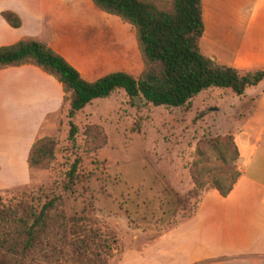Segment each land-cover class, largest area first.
Listing matches in <instances>:
<instances>
[{"label": "rangeland", "instance_id": "374dc122", "mask_svg": "<svg viewBox=\"0 0 264 264\" xmlns=\"http://www.w3.org/2000/svg\"><path fill=\"white\" fill-rule=\"evenodd\" d=\"M251 1L202 0V17L211 41L215 42L217 35L232 23L237 24L234 32H238V23L247 16ZM259 5L264 10V0ZM239 8L237 19L235 13ZM49 9L52 13L49 11L44 18L41 39L60 45L64 58L84 80L93 81L116 71L132 77L140 73L142 65L128 25L95 10L86 0H53ZM260 21L264 26V17ZM218 57L222 61L227 59L224 55ZM207 92L199 101H190L188 107L180 109L152 107L138 101L132 106L123 91L117 90L106 99L92 100L75 113L72 123L77 134L73 144L66 140L67 107L60 105L51 118L52 125L38 136L57 140L55 159L48 170H25L11 152L9 171L4 150L10 140L23 139L26 134L22 128L1 126L0 150L5 157L0 155V202L35 193L39 188H53L62 198L66 216H88L115 234L116 251L107 264H248L251 258L247 255L253 254L251 249L255 248V235L248 226V221L254 223L253 218H230L215 234L210 229L203 233L202 210L196 217L186 219L203 192L212 190L206 186L196 200L187 196L192 188L187 166L194 144L220 136V119L231 111L222 103L225 96L216 101L217 98H211L215 91ZM260 92L264 93L263 81L248 87L246 96ZM91 124L102 128L106 143L96 153L85 154L81 149V132ZM238 126L251 137L260 132V146H264V106L259 102L246 110ZM258 153L264 155V150ZM75 159L79 160L76 179L71 189L65 191L61 189L64 172ZM248 199L256 204L260 195L254 192ZM220 232L229 241L219 240ZM232 249L233 256H244L230 259Z\"/></svg>", "mask_w": 264, "mask_h": 264}, {"label": "trees", "instance_id": "16d2710c", "mask_svg": "<svg viewBox=\"0 0 264 264\" xmlns=\"http://www.w3.org/2000/svg\"><path fill=\"white\" fill-rule=\"evenodd\" d=\"M86 1L133 30L142 65L136 77L116 71L86 81L41 41L20 39L0 47V69L30 65L60 86L61 107H67L69 143L73 144L77 134L72 123L75 113L92 100L106 99L117 90L123 91L132 106L138 101L152 107L182 109L204 90L226 89L240 96L246 88L264 81V71L240 73L201 54L200 0ZM0 18L9 28L20 26L19 18L10 11H1ZM81 138L85 154L96 153L106 143L102 128L95 124L86 125ZM56 145L53 137L35 139L25 159L28 169H50ZM236 159L237 149L230 135L198 140L187 166L192 185L187 196L196 200L208 186L224 198L239 176ZM78 162L73 160L64 172L61 189H71ZM115 251V234L88 216H66L61 196L51 187L0 202V264H107Z\"/></svg>", "mask_w": 264, "mask_h": 264}, {"label": "crops", "instance_id": "0c3cea01", "mask_svg": "<svg viewBox=\"0 0 264 264\" xmlns=\"http://www.w3.org/2000/svg\"><path fill=\"white\" fill-rule=\"evenodd\" d=\"M260 2L262 0H253L251 4H248L250 8L247 11V16L239 21L240 30L238 32H234L237 24L235 23L234 26L232 23L230 27L219 33L217 40L213 42L211 34L204 26L202 0H200L203 25V33L199 41L201 54L219 65L228 66L238 71H264V26L260 21V17H264V10L259 7ZM52 3L53 0H0V12L10 11L20 20V26L17 29H12L0 18V47L13 44L20 39H31L44 42L65 59L64 50L60 45L49 39H41L42 23L48 12L52 13V9H49L52 7ZM236 17L237 19L240 17V8L235 13ZM223 55L227 58L225 61L218 57ZM66 59L65 61H67ZM76 71L80 74L78 70ZM210 90L215 91L211 98H217L216 101H221L220 97L225 96L226 101H222V103H225V108L228 106L231 109L229 115L227 113L220 119L218 126L222 132L220 131L219 135H230L233 139L237 149L235 167L239 176L224 198L219 197L213 190L203 192V196L196 203L191 216L186 219L192 218V216L196 217L195 214H199L202 210L203 224L205 225L203 233L210 229L215 234L219 229H223L224 223L226 224L230 218L247 221L249 218H253L254 225L248 221V226L255 235L252 238L255 248L251 249L253 254L247 255L251 258L248 264H264V155L258 153L259 150H264V146H260L262 144V138L258 136L260 132L251 137L238 126V121L242 119L249 107L253 109L256 102L264 106V93L246 96V88L242 95L233 96L232 94L231 96L226 89H207L200 92L191 102L199 101L203 98L202 95ZM228 95L229 99H227ZM206 96L207 94H205ZM61 101L60 86L37 68L22 65L0 69V127L22 128L26 134L23 139L10 140L8 149L4 150L8 156L5 159L7 162L5 166L9 171H11V152L14 156L13 159L19 161L23 169H27L25 159L28 149L31 143L40 136L41 131L52 125L51 118L57 114ZM0 155L5 157L1 150ZM254 192L260 195V201L256 204L251 203L248 199ZM219 240L229 241L224 235H220ZM233 253L232 249L228 254L230 259L236 260L239 256H244L241 255L242 253L233 256L235 255ZM258 259L263 260L259 261Z\"/></svg>", "mask_w": 264, "mask_h": 264}]
</instances>
